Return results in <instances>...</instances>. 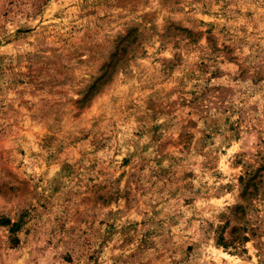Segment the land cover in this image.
I'll return each instance as SVG.
<instances>
[{
  "label": "rangeland",
  "instance_id": "374dc122",
  "mask_svg": "<svg viewBox=\"0 0 264 264\" xmlns=\"http://www.w3.org/2000/svg\"><path fill=\"white\" fill-rule=\"evenodd\" d=\"M2 217L0 264H264V0H0Z\"/></svg>",
  "mask_w": 264,
  "mask_h": 264
},
{
  "label": "trees",
  "instance_id": "16d2710c",
  "mask_svg": "<svg viewBox=\"0 0 264 264\" xmlns=\"http://www.w3.org/2000/svg\"><path fill=\"white\" fill-rule=\"evenodd\" d=\"M107 77H108V74L106 73H103L95 82H94V86L91 87L90 89V92L91 90L94 89V92H96L99 88H100V85H102L104 82L107 81ZM106 79V80H105ZM89 94V93H88ZM0 225L2 226H7L8 227V231L11 233V234H14L18 228V224L16 222H11L10 219L8 218H0ZM15 240L16 237H15Z\"/></svg>",
  "mask_w": 264,
  "mask_h": 264
}]
</instances>
